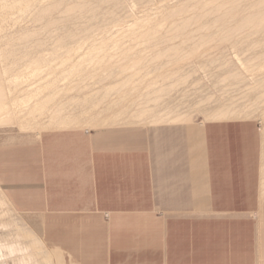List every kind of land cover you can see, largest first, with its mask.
Wrapping results in <instances>:
<instances>
[{"label":"crops","instance_id":"crops-1","mask_svg":"<svg viewBox=\"0 0 264 264\" xmlns=\"http://www.w3.org/2000/svg\"><path fill=\"white\" fill-rule=\"evenodd\" d=\"M251 121L0 130V191L63 264H260Z\"/></svg>","mask_w":264,"mask_h":264},{"label":"bare ground","instance_id":"bare-ground-1","mask_svg":"<svg viewBox=\"0 0 264 264\" xmlns=\"http://www.w3.org/2000/svg\"><path fill=\"white\" fill-rule=\"evenodd\" d=\"M37 1L35 3L40 2L39 4H41V2H42V4L44 6H42V5L41 6L44 7V9H42V7L39 5L42 9L39 11L40 12L39 13L38 10L40 9V7H38V5H37L38 8H36L35 10L38 9L37 12L39 13V15H38L39 20L36 16H34V19L36 17L39 22L47 21L48 23L45 22L44 26H47L46 23L48 24V26L53 25L54 23H57L56 21H54L55 19L53 20V18H52V21H50L52 14H54L53 12H55V10L58 11L57 9H59V8L62 9L59 6H63V4L65 5L66 1L62 0L61 4L60 3H58L57 5L53 4V5L57 6L58 8L54 7L50 3L52 0H45L46 2L50 1L49 2L50 6H48L49 3L46 4V2L43 0L42 1L39 0L38 2ZM94 1L95 0H79L78 4H75V5H72V4L67 5L66 4L67 7H65V9H64L65 11L61 10L62 12H64V14L59 13L60 15L59 14L58 15L61 17L63 15H66V17H67V15L72 16L73 13H76V12L78 15H80L82 12L85 13V10L89 9L88 6H90V4L93 3ZM139 1H141V0H139ZM238 1L240 2L241 0H238ZM244 1L245 2H247V1L252 2L250 0H244ZM43 2H45V4ZM215 2H217V1H215V0H213V2L208 1V3H211V4H216ZM221 2H223L224 4L223 5L219 4V0H218L217 9H216L217 13L219 11L220 12L222 11V7L224 5H227V4H231V5H229V9L226 10L227 11L226 13H224V14L222 13L221 15L218 14L220 16H218V17L216 16L217 18H215L214 20H217L219 22L220 21H226L227 23L230 21H236L237 22V18L239 17L238 19L241 20L242 24H239V26L238 25L234 26V27H237L236 29L235 28L233 29V27L230 29L228 28V30L230 32H232L233 35L231 34L230 37L226 36V41L230 42L231 40L232 41L236 40V41H234L235 43L232 41L231 42L233 44L231 42L230 43H231V46L233 47V49H238L239 43L240 42L244 43V40H246L245 42L249 45L247 47L245 46L246 47L245 51L247 53L248 52L250 53L249 58L245 62V59H243V58L241 59L240 58L241 56L239 57L238 56L239 53H238L235 60L233 58H231L230 60H228V59L223 60V58L227 56L225 54V51H226V49H225L224 53L222 52L223 54L219 53L221 56L218 54L219 55L218 56L219 61H217L218 57L216 56L217 59L215 58V60L217 62L213 61L214 62L213 63V62H211L212 56H208V55H210L208 53L207 57L210 58L209 60H211V61H208V62H211L210 64L208 62H206V63L200 62L197 64L192 63L191 65L188 64L190 68H189V70L187 69L186 73H183L182 76L180 74H178V72H177V71H182V70H178L179 68L176 71L170 72V73H167V71H168V69H167V71H165L166 73L163 72L166 75V77H165V75H163V73H162V75L164 77H161V75H160L161 78L165 79V80H162L163 84H160V85L158 84V82H156V80H154L155 82L152 80L153 81L152 82L149 79V76H147V75L151 76L153 73V77H155L154 75L156 74V72L158 70L157 67L155 66L156 67L155 69H157V70L153 71V72L150 71L149 69L154 67V62H157V60L160 56L159 53H155L156 56H155V54H153L154 56H151V58L154 61L150 58V60H152L150 62V60L148 58L150 56L145 58V60L148 59L151 64L153 62V66L151 64L147 63L149 65L147 67V71L149 70L150 73L145 75L147 73L146 72L144 74L145 78H147L149 80V82H148L147 79L144 80V78H143L144 75H142V77H141V73L136 71L138 69V67L140 66V62H141V66L139 67L140 71L142 68H144L142 66H144L143 62H145V61H143V62L141 61L142 60L141 56L138 57L139 59L141 57L140 60L138 58H136L137 55L133 56V47H132L133 45H130V46L128 45L129 46L128 47V46H125L126 44L124 42L118 43V42H120V37L118 39L119 41L111 43L110 46L106 42L104 44H93L92 46H89L88 48H86L87 44L83 45L81 42L76 43V45H72L73 43L72 44L69 43V45H67L68 44L67 42H66L67 44H65L63 46L58 44V46H56V49H57V47H59L58 50H60V48H61V50H62V48L67 49L65 53H64V50L61 51V53L63 52V56H61V57H60L61 53L59 54V53H56L54 51L55 50V42H54V46L51 45L52 46L51 50L53 52L51 50L50 51L52 53L50 51H49L50 53L46 51L47 55H48V53L50 54V55H48L47 58L49 59V56L52 58H54L53 56H56V57L59 56L60 59H63L62 61H59V59H58L59 62L57 60L52 59V58H51L52 60L49 61L50 59L48 60L46 57H44V55L46 56L44 49L42 50L43 52L39 51L40 54L38 53L39 55L44 54L43 56H41L42 58L40 57L42 59L41 61H40L39 57L37 58V56H36V60H29L30 57H27V54L30 52L29 50L32 49L31 52H34V50L36 48V53H37L38 49H41L42 46L45 47L44 45H46V44H44V45L40 44L42 42V41L40 42V40H39L40 43L38 41L37 42L39 43V45H42V46H38V44H36L37 46L35 44H32V45L26 44L29 38H33V37L35 38V36H34L35 34L32 32V30L30 31V34L28 32V33H25L23 35L24 32H27V30L24 31V29H23V31H22L23 33H21L22 36L18 37L19 42L26 40V42L24 41V43H25L24 46L23 45H16V44H7V43L4 46H1V43H3V40H2V42L0 43V46H1L0 47V128L1 127L14 126V128H17L21 131L42 132V131H47V130H71V129L89 130L91 128H97V127H114V126L115 127H117V126L118 127L119 126L120 127L121 126H126V127L127 126H129V127L143 126V127H146V126H150V125L154 126V125H160V124H165V123H185L183 121L191 120V118H189V116L193 115V114L189 113L188 111H182L181 112L179 110H180V107L185 106V103L189 101L190 94L193 91L190 88L189 89L191 91L189 89L186 90L187 88L184 89L185 88L184 86H186V84L190 81V78H192V76L199 75V73H203L205 75V77L207 76V79H209V81L215 80L218 76L216 74H214L213 70L216 69V67H218L217 65H220L223 63L222 60L226 61V63L224 65H222V69L224 70V73H225L224 75L228 74V76L230 77L231 82H229V83H233L234 85L239 84L240 86L242 85V86H244V88H247L251 92L256 91L258 88V85H255L254 82H249L248 80H249V76H257L258 74H261L264 72V52H263L264 49L262 48L263 51H260V52L258 51V48L260 46V45H258L259 41H260L259 39L257 41L258 43H256V41L253 40L250 36L249 37L246 36L247 38H241L240 40H237V38H236L237 36H235L234 34L239 33L240 31L244 32L245 30H243V28L246 25L252 24V26L254 27L253 24L256 25V24H260V23L264 22V1H262V0L258 1L257 0V1H255V3L252 2V4L247 3V6L250 5V8L246 7L247 9H243V10L241 8H239L241 6L240 5L241 3L239 4L240 5L239 6V5L234 4L235 2H231V0H222ZM245 2L243 4H246ZM94 3L91 6H94ZM203 3L207 4L206 0L205 1L203 0L202 4ZM211 4L208 7H210V6L212 7ZM35 5L32 6L30 0H0V13L2 12L1 13L2 16L0 15V26H2L1 24L6 20V18H8L7 16H6V18L4 17L5 14L3 15V13H6L4 11L9 12V15H10V13L11 12L13 13L15 9H17V10H19V9H30L31 7H35ZM184 5H186V6L181 5L180 8L188 7L187 3H185ZM175 6H177V5H175ZM177 7H175V9ZM189 7H190V5H189ZM226 8H228V6H226ZM90 9H91V7H90ZM176 11H178V10H175V12ZM184 11H182V9H181L180 12L183 13ZM216 11L214 10V12H216ZM89 12H92V11H89ZM175 12H173L171 10L168 11V15L166 14L167 19H165V21L166 20H171V21L174 20L176 18V16H178V14H176ZM180 12H177V13H180ZM186 12H188V11H186ZM92 13H94V12H92ZM242 13H244V14H242ZM37 14H34V15H37ZM182 15L184 16V13ZM182 15L179 17H182ZM10 16H12V15H10ZM80 16H82V15H80ZM13 17L15 18L14 15H13ZM13 17H10V19L11 18L13 19ZM113 17H114V15H111L109 18L112 19ZM54 18H56V16H54ZM66 19H68V18H66ZM183 19H184V17H183ZM210 19H208V20H210ZM59 20H63V18L59 19ZM59 20H57V21L59 22ZM69 20L72 21L74 19L72 17L70 19V17H69ZM69 20H67V21H69ZM14 21H16V20H14ZM64 21H66V20L64 19ZM187 21H189V20H187ZM11 22H9L8 24H10ZM66 22L62 23L63 25L60 24L61 22L59 23V25H62L61 28H65L67 26L69 27L71 25V23H69L70 25L66 26V24H67ZM4 23L6 24V22H4ZM15 23L16 22H14V24ZM186 23H188V22H186ZM191 23H192V21H191ZM212 23H213V20H212ZM222 23H224V22H222ZM64 24H65V27H64ZM76 24H80V23H76ZM76 24H73V25L75 26ZM144 24L149 25V21L146 20V22H144ZM4 26H2V27H4ZM48 26H47V28H49ZM113 26L115 28L116 27L119 28V26H121V27L123 26V23L119 22V23L114 24ZM70 27H69V29H71V31H69V32L71 34H69V36L67 35L65 37V35L67 33H66V31L64 32L65 35L63 37H65L66 39L68 37L73 38V37L78 35V34L72 32V28H73V31H76L77 29L74 30V27H72V28H70ZM150 27L151 28H149V26H148V29H145V30H148V32H150L151 36L149 35V37H147L145 35V37L150 42L153 40V38L154 39L157 37L160 38L163 35L162 33L164 31H163L162 26H159V27L150 26ZM67 28H65V29H67ZM226 28L227 27L223 28V30L224 31L227 30ZM248 28H250V26ZM255 28H254V30L256 31ZM1 29L2 28H0V30ZM120 29L121 28H119V30ZM171 29H169V32H172V34L173 33H177V34L182 33L183 34L186 32V29L180 28V26L178 28H176V26H175L174 29H172V30ZM6 30H5V32H6ZM132 30H134V28H132ZM135 30L138 31V30H142V29L135 28ZM250 30H251V28H250ZM262 30H264V29H262ZM1 31H4V29H2ZM1 31H0V33H1ZM8 31H10V30H8ZM36 31H35V33L40 32V31H37V32ZM196 31H200V29L196 30ZM209 31H210V29H209ZM220 31H221V29H220ZM257 31H260V29ZM67 32H68V30H67ZM76 32L78 33V31H76ZM129 32H132V31L129 30ZM142 32H145V31H142ZM142 32L138 31L137 34L140 35L139 33H142ZM169 32L167 31V33H169ZM211 32H213V31H211ZM218 32H219V29H218ZM221 32H223V31H221ZM243 32H241V33H243ZM248 32L249 31H247V33ZM254 32H253V34H254ZM135 33H136V31H135ZM197 33H199V32H197ZM206 33L209 34V32H206ZM6 34L7 33H5V35ZM16 34L21 35L19 33H16ZM38 34H41V32L37 33V35H36L39 37ZM99 34H100V32H99ZM226 34H228V33H226ZM101 35H102V33H101ZM138 35L135 34V37H133V39H135L136 36H137V38L142 37V36L140 37ZM217 35H219V33ZM217 35L215 33L214 35H210L209 37L212 36V38H213V36H217ZM2 36H4V35H2ZM7 36L8 35H6V37ZM10 36L13 38V40H15V38L13 37L14 34H13V36L12 35H10ZM10 36H8V37H10ZM105 37H106V35H104V38ZM166 37H169V36H166ZM170 37L172 38L173 36L170 35ZM179 37H180V35H179ZM202 37H204L203 34H202ZM202 37H200V38L202 39ZM221 37H222V35H221ZM40 38H41V35H40L39 39ZM71 38H69V39H71ZM122 38L127 40V37H121V39ZM128 38L132 39V36H130V37L128 36ZM149 38L150 39L152 38V40H150ZM159 38H157V39H159ZM205 38H206V36L204 37L203 41L204 42L208 41V40H205ZM216 38L215 39L213 38V39L216 40V42H217L218 39H216ZM147 39H145V40H147ZM162 39L163 38H161V40ZM222 39H223V37L220 40H222ZM5 40H7V39H5ZM57 40H59V42H62V44H63V42L68 41V40L63 41V39L62 40L57 39ZM57 40H56V42H57ZM74 40H72V41H74ZM137 40L135 39L133 41L136 42ZM145 40H144V43H145ZM15 41H18V40L16 39ZM15 41H14V43H15ZM140 41H141V39H140ZM149 41H148V43H149ZM10 42H12V41L10 40ZM132 43L134 44V42H132ZM139 43L140 44H136V45L134 44V47L136 48V50H137V47H139V46L141 47L142 45H144V44H141V42H139ZM211 43L214 44L215 41L211 42ZM151 44H149V48H150ZM156 44H154V45L152 44V46L155 48ZM182 44H185V42L184 43L182 42ZM187 44L186 45H181V44L178 45L177 44L178 46L177 45L175 46L172 44V46H169L170 45V43H169L168 47L175 49L174 47L184 48V46H185V48L190 47V49H191V47H194V48L197 47L198 49H200V48L202 49L206 46V49H208L209 47L216 49V47L215 46L213 47L212 44L211 45L210 44L209 45H199V43H198V45L197 44L196 45H190V44L187 45ZM159 45L160 44L157 45V47H156L157 49H158ZM165 45H163V47ZM224 45L225 44H223V46ZM240 46H242V45H240ZM144 47L146 48V46H144ZM147 47H148V45H147ZM161 47H162V44H161ZM219 47H217V49ZM21 48H23L24 49L23 51L27 54L24 55L25 53L24 54L22 53V56H20L21 60H19L20 57L18 56L19 57V59H18V57L16 55L18 54V52H20ZM85 48L90 49V51L84 52ZM145 48H142V49L144 50ZM161 49H164V48H161ZM219 49H221V48H219ZM227 49H228V46H227ZM112 50L114 52H117V54H121L123 52L132 53V55H127V58H128V56L129 57L130 56H133V57L136 56L135 58L138 60L136 61V59H132L133 57H130V59H132L131 61H133V62L129 61L130 64L128 62L126 63L127 65L125 64L127 67L122 66L120 68L116 65L118 63H115V61L116 62L117 61L118 62L119 61L126 62V61H128L129 58L127 59L125 57L126 55L123 54L122 57L123 58L125 57L126 61L125 60L123 61L122 57L119 58V55L117 58L118 60H116V57H114V55L116 53H113V52H112V54H114V55L111 58V57H109V51H112ZM143 50L141 51L142 54H144ZM165 50L167 52L168 49L166 48V49H164V51ZM210 50H211V48H209V51ZM164 51H163V53H164ZM169 51H170V49H169ZM182 51H184V53H186L185 50H182ZM188 51H189V49H188ZM215 51H217V50H215ZM31 52H30V54H33ZM54 52H55V55H53ZM83 52L85 53V55L89 56L88 59L84 58V56H83L82 59L78 60L77 55L80 56ZM152 52H154V51H152ZM172 52H174V51L172 50ZM172 52L171 53L169 52L171 56L168 55L167 53L161 54L162 58H164V59L170 57V60L168 59L169 61L166 59L163 60L165 62L160 61L161 57L159 58V61L164 66L162 68L163 70L166 68H169V67H173L172 70H174V68H177L179 65L182 64L181 62H183V61L185 62L189 58V57L187 58L188 55L190 57H192L191 54L192 55L195 54V52L191 51L192 52L191 53L189 51L188 53H186L187 55H184L185 57L183 55H182L183 58L180 57L181 60H178L175 57L177 60L175 59V61H173V59H172V61H171V58L173 55ZM202 52H204V51L202 50ZM261 52H263V53H261ZM6 53H8V55H10V56H12L14 54V56L17 57V60H19V61L15 62V65L13 66V62L10 61L11 63H9V61H8V60H11L12 58L9 59L10 56L6 57V55H5ZM41 53H43V54H41ZM84 53H83V55H84ZM174 53H176V52H174ZM67 54L69 56H66ZM102 54L104 56L100 57V55H102ZM105 54H106V56H105ZM202 54L205 55V53H202ZM18 55H21V53H19ZM75 55H76L77 59L74 58ZM144 55H146V53ZM199 55H200V53H199ZM23 56H24V58H23ZM195 56H196V54H195ZM15 57H13V59H12L13 61H14ZM92 57L96 58V60H93ZM153 57H155V59ZM73 58L75 59L74 62H73V60H74ZM203 58H204V56H203ZM205 58H206V55H205ZM208 58H206V59L208 60ZM24 59H28L29 60V61L27 60L28 63L27 62L25 63ZM32 59H34V58H32ZM37 59H39V61ZM22 60L24 61L21 64L22 68L16 67L17 71L14 70L16 64H19ZM76 60H78V61H76ZM48 61H49V63H48ZM189 61H191V60H189ZM201 61H203V60H201ZM86 62H88V63H86ZM158 62L155 63V65L158 64ZM187 62H188V60H187ZM56 63H58V65L60 66L61 69L64 68L66 70H69L67 72L65 71V74H62L63 77H61V78H59L58 76L55 77V75H53V71L51 72V70H52L51 68H53V69L55 67L59 68L58 65L53 67V65H56ZM85 63H86V65L93 67V68L92 67L91 68L86 67V69H85L86 71L90 70V69H91V71H92V69L96 71L95 74H93L95 72L94 71V72H92L91 76H90V74H87L89 76L85 77V80H86V78L90 79L92 77L93 83L90 80H88L87 82H84L85 80H83L84 79L83 78L82 80L80 79V81H83V82H81L82 84L79 83L80 85L78 86L77 84H78L79 78L82 75L80 73H77V72L79 71V68H81L83 66V64H84V66H86ZM119 63H121V62H119ZM7 64H9V67L6 66ZM160 64H158V66ZM10 65L13 69L10 67ZM93 65H96V66H93ZM121 65H122V63L120 64V66ZM188 65H187V67L184 66L185 69L188 68ZM108 66H109V68H108ZM46 67H50L51 70L50 69L49 70L52 74L49 75L50 72H49V70H48L49 73L47 72ZM44 68L46 71L44 70ZM180 68H182V67L180 66ZM114 69L118 70V74H117L118 77L115 81L110 82L109 81L110 75L113 74L112 71ZM55 70H56V68H55ZM12 71H16V72L13 73ZM81 71L83 73L85 72L83 68L79 72H81ZM159 71H161V69ZM159 71H158V73H161ZM45 72L48 73L49 77L44 79L43 74ZM111 72H112V74H111ZM56 73H57V71H56ZM85 74H86V72L84 73L83 76H85ZM59 75L61 76V74H59ZM178 75H180V76L178 77ZM209 75H211L213 79H211L209 77ZM157 79H159V77ZM35 80H36V82H35ZM150 81H151V83H150ZM164 81L168 82V84H166V82H164ZM200 81H202L201 77L198 78L199 83H200ZM145 82H147V84L148 83L149 84L145 85L143 87ZM83 83H86V85ZM190 83H192V82H190ZM93 84L94 85L102 84L103 86H105V88L100 86L99 88L94 90L92 88ZM220 86H222V85H220ZM245 91H247V90L245 89ZM245 91H242V92H245ZM213 92H219V91L216 88L213 90ZM80 93H82V94H80ZM247 93L249 94L248 91H247ZM252 95L254 96L252 101L250 100L247 104L243 105L242 107H236V105H234L233 103H230V102L228 103V101H226L224 96L220 97L217 94H207L205 97L201 98V101H199V103H197V102L194 103L195 104L194 108H195V110L203 113L204 122H206V123L207 122H216V121L217 122L218 121H235V120H240V119L246 120V119H251L254 116H260V117L264 118V88H262V90L260 92L259 91L253 92ZM59 97L66 99L67 104L66 105H60V98ZM173 101H174V103L171 104V102H173ZM233 119H235V120H233ZM188 123L189 122H186V124H188ZM263 145H264V137H263ZM262 173H263V177H262V187L261 188H262V193L264 194V151H263V172ZM28 233L33 238L35 245H37L36 247H38V249L40 251H42L43 253H46V255H44V257H45V261L47 262V264H48V260H49V262H51L50 261V259H52L51 252L48 249H46L35 238V236L29 230H28ZM4 257L5 256L3 254L2 255L0 254V260H2ZM48 258H50V259H48ZM46 259H48V260H46Z\"/></svg>","mask_w":264,"mask_h":264},{"label":"rangeland","instance_id":"rangeland-1","mask_svg":"<svg viewBox=\"0 0 264 264\" xmlns=\"http://www.w3.org/2000/svg\"><path fill=\"white\" fill-rule=\"evenodd\" d=\"M31 1V5L33 6V5H35V7H31L30 9H19V10H17V9H15L14 10V12L12 13H10V15H12V16H10L9 15V12H7V11H4V12H6V13H3V15L5 14V18H6V16L8 17V18H6V20L4 21V22H6V24L3 22L1 25L2 26H6L9 22H11L10 24H8L6 27L8 28H6L5 26L4 27H2V26H0V28H2V29H4V31H1V33H0V43L2 42V40H3V43H1V46H4L6 43L7 44H16V45H25V43H24V41L26 42V40H24V41H21V42H19V39H18V37H20V36H22V34L21 33H23L22 31H23V29H24V31H26L27 30V32H24L23 33V35L25 34V33H28L29 32V34H30V31L32 30V32L35 34L34 36H35V38L33 37V38H29L28 39V41H27V45H32V44H38V46H42V45H44V44H46V45H44L45 47H41V49H38L37 51V53H36V48H35V50H34V52H31V50H29L31 53H33V54H30V52L27 54V53H25L23 50V48H21L20 49V52H18V54L19 53H21V55H16L17 57L19 56H22V53L24 54V55H26L27 54V57H30L29 58V60H36V56H37V58L39 57V59H40V61L42 60L41 58V56H43L44 54L43 53H41V54H43V55H39L40 53H39V51L40 52H43L42 50L44 49V52H45V54L47 53V52H49L51 49H52V46H54V42H55V52L56 53H61V51H63L64 50V53L66 52V50L67 49H63L62 48V50H61V48H60V50H58V48L59 47H57V49H56V46H58V44L59 45H61V46H63V45H65V44H67V45H69V43L70 44H72V45H76V43H82L83 45H86L87 47L86 48H88L89 46H92L93 44H104L105 42L110 46L111 45V43H113V42H117V41H119L118 39H119V37H120V42H118V43H125L126 45L125 46H130V45H133L132 47H133V56L134 55H137V57L136 58H138L139 56H141L142 57V62L143 61H145V62H143L142 64L144 65V66H142V67H144V68H142L141 69V71H140V69H139V67L141 66V62H140V66L138 67V69L136 70V71H138L139 73H141V77H142V75H144L146 72V74L145 75H147V74H149L150 73V71H156L157 69V72H156V74L154 75L155 77H153V73H152V77L150 76V75H147V76H149V79L152 81H154V80H156V82H158V84L160 85V84H163L162 83V80H165V79H163V78H161V77H164L163 75H165L164 73H166L165 71H167V69H168V71H167V73H170V72H174V71H176L178 68V70H182V71H177L178 72V74H180L181 76H182V74L183 73H186V71H187V69L189 70V65L188 64H192V63H195V64H197V63H202V62H204V63H206V62H208V61H211V62H217V61H219V53H221V54H223L224 53V51H225V49H226V51H225V54L227 55L226 57H224L223 58V60H230L231 58H233L234 60H235V58L237 57V55H238V53H239V57L242 59H245V62H246V60L249 58V55H250V53L248 52H246L245 50H246V47L249 45V44H247L245 41L246 40H244V43L243 42H240L239 43V46H238V49H233V47L231 46V43L232 42H234V41H236V40H231L230 42H228V41H226V36L227 37H230L231 36V34H232V32H230L229 30H228V28L230 29V28H232L233 27V29L235 28H237V27H234V26H239V24H242L241 23V20L240 19H238L237 18V22L236 21H230V22H226V21H217V20H214L215 18H217L218 16H220L222 13L224 14V13H226L227 11L226 10H228L229 9V5H231V4H227V5H224L223 7H222V11L220 12L219 10V12L217 13V11H216V9H217V4H218V0H215V1H217V2H215L216 4H211V3H208V1H211V2H213V0H206V2H207V4H202V2H203V0L201 1V0H141V1H139V0H95L93 3H94V6H91V5H93V3H91L90 4V6H88V8L89 9H86L85 10V13L84 12H80L81 14L80 15H82V16H80V15H78L77 14V12L76 13H73V15L72 16H69V15H67V17H66V15H63L62 17L61 16H59L60 14H64V12H62V11H65L64 9H65V7H67V5L68 4H72V5H75V4H78V2H79V0H65L66 1V3H65V5L63 4V6H59V7H61L62 9H57L58 11H56L55 10V12L57 13H55V12H53L54 14H52V17H51V19H50V21H52V18H53V20L54 21H56L57 23H54L53 25H50V26H48V22L47 21H45V22H47L46 23V25L49 27V28H47V26H44L45 25V22L43 21H41V22H39L38 20H39V18H38V15H39V11L40 10H42V9H44V7H42V6H44L43 4H42V2H41V4H39V3H35L37 0H30ZM39 1V0H38ZM37 1V2H38ZM42 1V0H41ZM43 1H45V0H43ZM55 1V2H54ZM61 1L62 0H52L51 2L50 1H48V2H46V4L47 3H51L52 5L53 4H55V5H57L58 3H60L61 4ZM205 1V0H204ZM222 0H219V4H224L223 2H221ZM244 0H241L240 2L238 1V0H231V2H235L234 4H236V5H239L240 3V7L239 8H241L242 10L243 9H247V8H250V5H248L247 6V3L248 4H252V2H254L255 3V1H257V0H250V1H252V2H249V1H247V2H245L246 4H243L244 2H243ZM259 1V0H258ZM261 1V0H260ZM262 1H264V0H262ZM45 2H43L44 4H45ZM54 2V3H53ZM57 2V3H56ZM113 2V3H112ZM19 3V2H18ZM50 3L48 4V6H50ZM185 3H187V5H188V7H182V8H180V6L182 5V6H186V5H184ZM67 4V5H66ZM179 4V5H178ZM212 5V7L210 6V7H208L209 5ZM37 5H38V7H40L41 5V7H42V9H41V7H40V9L38 10V12H37V10H35L36 8H38L37 7ZM40 5V6H39ZM55 5H53L54 7H57V6H55ZM175 5H177V6H175ZM189 5H190V7H189ZM47 6V5H46ZM45 6V7H46ZM47 6V7H48ZM206 6V7H205ZM226 6H228V8H226ZM90 7H91V9H90ZM93 7V8H92ZM175 7H177L176 9H175ZM216 7V8H215ZM247 7V8H246ZM58 8V7H57ZM187 8V9H186ZM215 8V9H214ZM226 8V9H225ZM173 9V10H172ZM181 9H182V11H184L185 9V11L183 12L184 13V16L182 15L183 13L182 12H180L181 11ZM225 11H224V10ZM62 10V11H61ZM94 10V11H93ZM173 11V12H175V10H178V11H176L175 13L176 14H178V16H176V18L174 19V20H166L165 21V19H167V15H168V11ZM214 10L216 11V12H214ZM36 11V12H35ZM89 11H92V12H94V13H92V12H89ZM186 11H188V12H186ZM224 11V12H223ZM35 12V13H34ZM177 12H180V13H177ZM2 13V12H1ZM0 13V15L2 16V14ZM38 13V14H37ZM60 13V14H59ZM84 13V14H83ZM187 13V14H186ZM34 14H37V15H34ZM56 14V15H55ZM59 14V15H58ZM77 16H75V15ZM167 14V15H166ZM180 14V15H179ZM218 14H220V15H218ZM242 14H244V13H242ZM247 14V13H246ZM9 15V16H8ZM13 15L15 16V18L13 17ZM111 15H114V17L112 18V19H110L109 17L111 16ZM165 15V16H164ZM182 15V17H179V16H181ZM186 15V16H185ZM34 16H36L37 18H38V20H37V18L35 17V19L38 21H36L35 19H34ZM54 16H56V18H54ZM59 18H58V17ZM74 16V17H73ZM215 16V17H214ZM217 16V17H216ZM10 17H13V19L14 20H16V21H14L12 18L10 19ZM61 17V18H60ZM69 17H70V19H71V17L74 19V20H69ZM165 17V18H164ZM183 17H184V19H183ZM206 17V18H205ZM213 17V18H212ZM63 18V20H59V19H62ZM66 18H68V19H66ZM189 18V19H188ZM211 18V19H210ZM10 21H9V20ZM59 20V22L57 21V20ZM64 19L67 21V20H69V21H64ZM189 20V21H187V20ZM191 19V20H190ZM205 19V20H204ZM208 19H210V20H208ZM146 20H148L149 21V25H145L144 24V22H146ZM212 20H213V23H212ZM9 21V22H8ZM53 21V22H54ZM63 21V22H62ZM191 21H192V23H191ZM195 21V22H194ZM8 22V23H7ZM14 22H16L15 24H14ZM61 22V23H60ZM67 23L66 24V26L67 25H70L69 23H71V27L70 28H72V27H74V30H76V31H78V33L76 32V31H73V28H72V32H74V33H76V34H78L77 36H75V37H73V38H71V37H68L67 39L65 38L67 35L69 36V34H71L69 31H71V29H69V27L67 28V27H65V24H64V27L65 28H67V29H65V28H61L62 27V23ZM80 23V24H76V23ZM119 22H122L123 23V26L121 27V26H119V28H121L120 30H119V28L118 27H114L113 25L114 24H116V23H119ZM184 22V23H183ZM186 22H188V23H186ZM215 22V23H214ZM222 22H224V23H222ZM232 22V23H231ZM59 23L60 24H62V25H59ZM73 24H76L75 26L73 25ZM157 26V27H159V26H162V28H163V31L165 32H163L162 34V36L159 38V37H157V38H159V39H157V38H153V40H152V38L150 39V40H152L151 42L145 37V35L147 36V37H149V35H150V32H148V30H145V29H148V26H149V28H151L150 26H153V27H156L155 25ZM254 25V27L252 26V24H250V25H246V26H244V28H243V30H247V31H249L248 33H247V31L245 32H243V31H240L239 33H235L234 35L235 36H237L236 38H237V40H240L241 38H247V37H251L253 40H255L256 41V43H258L257 41H258V39L261 41H259V44L258 45H260L259 46V48H258V51L260 52V51H263V49H264V30H262V29H264V22L263 23H260V24H253ZM175 26H176V28H178L179 26H180V28H184V29H186V32L185 33H181V34H177V33H173L172 34V32H169V29H174L175 28ZM184 26V27H183ZM229 26V27H228ZM250 26V28H251V30H250V28H248ZM225 27H227L226 29L227 30H223V28H225ZM256 27V28H255ZM7 30H6V29ZM114 28V29H113ZM132 28H134V30H132ZM135 28H137V29H142V30H138L139 32H142V31H145V32H142V33H139L140 35H138L137 34V30H135ZM169 28V29H168ZM219 29V32H218V29ZM254 28L256 29V31L254 30ZM12 29V30H11ZM40 31L41 32V34H38L39 35V37H40V35H41V38L39 39V37L38 36H36L37 35V33H40V32H37V33H35V31ZM171 29V30H172ZM200 29V31H196V30H199ZM208 29V30H207ZM209 29H210V31H209ZM214 29V30H213ZM220 29H221V31H223V32H221L220 31ZM249 29V30H248ZM260 29V31L262 32H260V31H257V30H259ZM5 30H6V32H5ZM8 30H10V31H8ZM29 30V31H28ZM67 30H68V32H67ZM129 30L130 31H132V32H129ZM217 30V31H216ZM232 30V29H231ZM255 32H254V31ZM66 31V35H65V32ZM135 31H136V33H135ZM167 31L169 32V33H167ZM211 31H213V32H211ZM7 33L6 35H8V36H10V35H12L13 36V34H14V38H15V40L17 39L18 41H15V40H13V38L10 36V37H6V35H5V33ZM99 32H100V34H99ZM148 32V33H147ZM197 32H199V33H197ZM206 32H209V34H207ZM241 32H243V33H241ZM253 32H254V34H253ZM16 33H19V34H21V35H17ZM43 33V34H42ZM101 33H102V35H101ZM167 33V34H166ZM201 33V34H200ZM216 33V35L219 33V35H217V36H213V38L215 39L216 37V39H218L217 40V42H216V40H214L213 38H212V36L211 37H209L210 35H214ZM226 33H228V34H226ZM258 35H256V34ZM16 34V35H15ZM32 34V33H31ZM135 34L136 35H138V36H142L141 38H137V36H136V42L135 41H133V40H135V39H133V37H135ZM166 34V35H165ZM202 34H203V36L205 37L206 36V38H205V40H208V41H203L204 40V37H202ZM205 34V35H204ZM207 34V35H206ZM226 34V35H225ZM2 35H4V36H2ZM43 35V36H42ZM65 35V37H63ZM104 35H106V37L104 38ZM134 35V36H133ZM170 35H172L173 37L171 38L170 37ZM175 35V36H174ZM177 35V36H176ZM179 35H180V37H179ZM200 35V36H199ZM221 35H222V37H223V39L222 40H220L222 37H221ZM233 35V34H232ZM128 36L130 37V36H132V39H130V38H128ZM151 36V35H150ZM166 36H169V37H166ZM183 36V37H182ZM199 36V37H198ZM247 36V37H246ZM5 37V38H4ZM118 37V38H117ZM121 37H127V40L126 39H124V38H122L121 39ZM192 37V38H191ZM200 37H202V39L200 38ZM12 41V42H10V40ZM37 38V39H36ZM69 38H71V39H69ZM117 38V39H116ZM147 39L148 41H149V43H148V41L147 40H145V39ZM161 38H163L162 40H161ZM169 38V39H168ZM182 40H181V39ZM184 38V39H183ZM187 38V39H186ZM196 38V39H195ZM211 38V39H210ZM5 39H7V40H5ZM43 39V40H42ZM57 39H63V41L64 40H68V41H65V42H63V44H62V42H59V40H57ZM75 39V40H74ZM140 39H141V41H140ZM168 39V40H167ZM193 39V40H192ZM210 39V40H209ZM39 40H40V42H39ZM56 40H57V42H56ZM72 40H74V41H72ZM112 40V41H111ZM115 40V41H114ZM122 40V41H121ZM129 40V41H128ZM144 40H145V43H144ZM160 40V41H159ZM224 40V41H223ZM243 40V39H242ZM241 40V41H242ZM14 41H15V43H14ZM40 44H42V45H39V43ZM134 42V44L136 45V44H140L139 42H141V44H144V45H142L141 47L142 48H145L144 46H146V48L143 50L140 46L139 47H137V50H136V48L134 47V44L132 43V42ZM168 41V42H167ZM215 41V43L213 44V43H211V42H214ZM44 42V43H43ZM53 42V43H52ZM67 42V43H66ZM143 42V43H142ZM157 44H156V43ZM167 42V43H166ZM182 42L184 43L185 42V44H182ZM197 42V43H196ZM202 42V43H201ZM204 42V43H203ZM223 42V43H222ZM57 43V44H56ZM131 43V44H130ZM154 45V44H156L155 46L157 47V45L158 44H160L159 46H158V49L155 47H153L152 46V44ZM169 43H170V45H169ZM190 44V45H198V43H199V45H213V47L215 46L216 47V49H213L212 47H209V48H211V50L209 51V48L208 49H206V46L204 47V48H200V49H198L197 47H191V49H190V47H186L185 48V46H184V48H182V47H180V48H177V47H174L175 49H173V48H169L168 47V45L169 46H172V44L173 45H186V44ZM235 43V42H234ZM148 45V47H147V45ZM149 44H151V46H150V48H149ZM161 44H162V47H161ZM166 44V45H165ZM187 44V45H188ZM222 46H221V45ZM223 44H225L224 46H223ZM233 44V43H232ZM34 45V46H35ZM52 45V46H51ZM163 45H165L164 47H163ZM177 45V46H178ZM220 47H219V46ZM240 45H242V46H240ZM0 46V47H1ZM37 46V45H36ZM128 46V47H129ZM227 46H228V49H227ZM246 46V47H245ZM153 47V48H152ZM168 49L167 50V52H166V50L164 51V49H166V48ZM217 47H219V48H221V49H217ZM230 47V48H229ZM244 47V48H243ZM40 48V47H39ZM46 48V49H45ZM54 48V47H53ZM84 49V52H88V51H90V49ZM135 48V49H134ZM140 48V49H139ZM160 48V49H159ZM161 48H164V49H161ZM263 48V49H262ZM127 49V48H126ZM125 49V50H126ZM155 49V50H154ZM158 51H157V50ZM169 49H170V51H169ZM188 49H189V51L191 52V51H193V52H195V54H196V56H195V54H191V56L192 57H190L189 55L187 56V60H188V62H187V60L184 62H181L182 64L181 65H179L177 68H174V70H172L173 69V67H169V68H166V69H162L164 66L162 65V63L160 62V61H163V60H170V57H168V58H162V55L161 54H165V53H167L168 55H170V53L172 52V50L174 51V52H176V53H174V52H172V58H171V61H172V59H173V61H175V59L177 58L178 60H181V58H183L182 57V55L184 56V55H187L186 53H188L189 51H188ZM197 49V50H196ZM241 49V50H240ZM58 50V51H57ZM107 50V49H106ZM129 50V49H128ZM135 50V51H134ZM144 51V54L146 53V55H144V54H142L141 53V51ZM182 50H185V52L186 53H184V51H182ZM201 50V51H200ZM202 50L204 51V52H202ZM206 50V51H205ZM215 50H217V51H215ZM22 51V52H21ZM26 51V50H25ZM47 51V52H46ZM52 51V50H51ZM50 51V52H51ZM127 51V50H126ZM152 51H154V52H152ZM156 51V52H155ZM163 51H164V53H163ZM214 51V52H213ZM49 52V53H50ZM53 52V51H52ZM51 52V53H52ZM55 52H54V54L53 55H55ZM83 52V53H84ZM112 52L113 53H116L117 54V52H114L113 50L112 51H109V57H113V55L114 54H112ZM139 52V53H138ZM149 54H148V53ZM170 52V53H169ZM197 52V53H196ZM216 52V53H215ZM223 52V53H222ZM233 52V53H232ZM237 52V53H236ZM264 52V51H263ZM263 52H261V53H263ZM39 53V54H38ZM48 53V55H50ZM68 53V52H67ZM83 53L80 55V56H78L77 55V57H78V60L79 59H82V57L84 56V58H86V59H88V55H85V53H84V55H83ZM127 53V52H126ZM125 52H123V53H121V54H115L114 55V57H116V60H118L117 58H118V55H119V58L120 57H122V55L124 54V55H126L125 57L127 58V55H132V53H127L126 54ZM155 53H159V58H160V61H159V58H158V60H157V62H158V64H160L159 66H158V64H156L155 65V63H157V62H154V67L153 68H151V69H149L148 71H147V67L149 66L148 64H151L150 62L153 60L152 58H151V56H154L153 54H155ZM179 53V54H178ZM192 53V52H191ZM199 53H200V55H199ZM202 53H205V55H206V58H208L207 57V54L209 53L210 55H208V56H212L211 58V60H209L210 58H208V60L205 58V55L204 54H202ZM58 54V55H59ZM190 54V53H189ZM216 54V55H215ZM219 54V55H218ZM6 55V57H9L10 55H8V53H6L5 54ZM4 55V56H5ZM8 55V56H7ZM12 55V54H11ZM29 55V56H28ZM35 55V56H34ZM48 55L46 54V56L44 55V57H48ZM52 55V54H51ZM52 55V56H53ZM57 55V54H56ZM65 55V54H64ZM108 55V54H107ZM61 56H63V52L61 53V55H60V57ZM66 56H69L68 54L66 55ZM65 56V57H66ZM87 56V57H86ZM94 56V55H93ZM102 56H104L103 54L102 55H100V57H102ZM105 56H106V54H105ZM133 56H130V57H133ZM148 56H150V57H148ZM155 56H156V54H155ZM171 56V55H170ZM203 56H204V58H203ZM218 57V59H217V57ZM221 56V55H220ZM13 57H15L14 56V54L12 55V56H10L9 57V59H13ZM17 57H15L14 58V61L11 59V60H8L9 61V63H11L10 61H12L13 62V66L15 65V62H18L19 60H21V57H20V59H19V57H18V59L19 60H17ZM41 57V58H40ZM54 58H52V57H50L49 56V61H51L52 59H54V60H57L58 61V59H59V61H62L63 59H60V57L58 56V57H56V56H53ZM64 57V58H65ZM77 57H76V55H75V57L74 58H76L77 59ZM95 57V56H94ZM123 58V61L126 59V58ZM130 57L128 56V61H126V62H122V61H119V62H121L122 63V65L120 66V64L121 63H119L118 61L116 62L115 60V63H118V64H116L118 67H124V66H126L127 64V62L129 63V61H131L132 59H136L135 57H133L132 59H130ZM141 57H140V59H141ZM149 58V60H150V58L152 59V60H150V62H149V60L148 59H146L145 60V58ZM174 57V58H173ZM176 57V58H175ZM179 57V58H178ZM181 57V58H180ZM185 57V56H184ZM23 58H24V56H23ZM22 58V59H23ZM32 58H34V59H32ZM45 58V59H46ZM52 58V59H51ZM73 58V59H74ZM91 58V57H90ZM89 58V59H90ZM93 58V57H92ZM121 58V59H122ZM144 58V59H143ZM154 59H155V57H153ZM194 60H193V59ZM202 58V59H201ZM215 58L217 59V61L215 60ZM260 58V57H259ZM39 59H37L38 61H39ZM44 59V60H45ZM139 59V58H138ZM138 59H136V61L138 60ZM139 59V60H140ZM176 59V60H177ZM206 59V60H205ZM214 59V60H213ZM261 59V58H260ZM16 60V61H15ZM25 60V63L27 62L28 63V59H24ZM28 60V61H27ZM78 60H76V61H78ZM93 60H96V58H93ZM168 60V61H169ZM189 60H191V61H189ZM201 60H203V61H201ZM222 60V64H220V65H217L218 67H216V69H214L213 70V72H214V74H216L218 77L215 79V80H210L209 81V79H207V76L205 77V75L203 74V73H199V75H194V76H192V78H190V81L186 84V86H184L183 88L184 89H186V90H188L189 88L193 91L191 94H190V97H189V101L188 102H186L185 103V106H182V107H180V110L179 111H188L189 113H192L193 115H190L189 116V118H191V120H189V121H183V122H189V123H192V122H195V124H198V122H204V117H203V113H201L200 111H197V110H195V102H197V103H199V101H201V98H203V97H205L207 94H217L218 96H220V97H225V99H226V101H228V103L230 102V103H233L234 105H236V107H242L243 105H245V104H247L250 100L252 101L253 100V98H254V96L252 95V93L253 92H256V91H261L262 90V88H264V72L263 73H261V74H258L257 76H249V82H254V84L255 85H258V88H257V90L256 91H250V90H248L247 88H244V86H240L239 84L238 85H234L233 83H229V82H231V79H230V77L228 76V74H226V75H224L225 73H224V70L222 69V65H224L225 63H226V61H223ZM49 61H48V63H49ZM58 61V62H59ZM75 61V59L73 60V62ZM154 61V60H153ZM156 61V60H155ZM170 61V62H171ZM196 61V62H195ZM22 62H24L23 60L19 63V64H16V66H15V68H14V70H16V67H18V68H20L22 65ZM72 62V63H73ZM131 62H133V61H131ZM163 62H165V61H163ZM211 62H208L209 64L211 63ZM213 62V63H214ZM71 63V64H72ZM86 63H88V62H86ZM86 63H85V65H86ZM124 63V64H123ZM148 63V64H147ZM126 64V65H125ZM130 64V63H129ZM128 64V65H129ZM146 64V65H145ZM184 64V65H183ZM186 64V65H185ZM19 65V66H18ZM58 65V63H56V65H53V67H55V66H57ZM97 65V64H96ZM96 65H93V66H96ZM152 66H153V62H152V64H151ZM187 65H188V68H186L185 69V67H187ZM7 67H9V64H7L6 65ZM59 66V65H58ZM151 66V67H152ZM157 67V69H155L156 67ZM180 66L182 67V68H180ZM185 66V67H184ZM10 67H11V65H10ZM85 67V68H84ZM86 67L87 68H91L92 66H88V65H86V66H84V64H83V66L81 67V68H79V71L80 70H82V68L84 69V71L86 72V74H85V76H83L84 75V73L81 71V72H77V73H80L82 76H80V78H79V81H78V86L80 85V84H82L81 82H83V81H80V79L82 80L83 78V80H85V77H88L89 75H87V74H90V76L92 75V72H94L95 70H93L92 69V71H91V69L90 70H85L86 69ZM127 67V66H126ZM161 67V68H160ZM12 68V67H11ZM22 68V67H21ZM48 68V69H47ZM55 68H56V70H55ZM54 69L53 68H51L50 69V67H46V70H47V72H48V70L50 69L51 70V72L53 71V75H55V77L56 76H58L59 78H61V77H63V75L62 74H65V71L67 72V71H69V70H66V69H61L60 68V66H59V68L58 67H55ZM93 68V67H92ZM97 68V67H96ZM108 68H109V66H108ZM111 68V67H110ZM13 69V68H12ZM68 69V68H67ZM155 69V70H154ZM161 69V71H159ZM44 70H45V68H44ZM45 70V71H46ZM50 70H49V72H50ZM17 71V70H16ZM16 71H12L13 73L14 72H16ZM56 71H57V73H56ZM71 71V70H70ZM144 71V72H143ZM158 71L159 72H161V73H158ZM47 72H45L43 75V77H44V79L45 78H48L49 76H48V73ZM49 73V75L50 74H52V73ZM91 72V73H90ZM112 72H113V74H112ZM111 72V74L112 75H110V82H112V81H115L116 79H117V77H118V70H116V69H114L113 71ZM143 72V73H142ZM164 72V73H163ZM76 73V74H77ZM96 73V71L93 73V74H95ZM137 73V72H136ZM162 73H163V75H162ZM59 74H61V76L59 75ZM145 75L143 76V78H144V80L145 79H147V78H145ZM160 75H161V77H160ZM180 75H178V77L180 76ZM224 75V76H223ZM157 76V77H156ZM168 76V75H167ZM159 77V79H157ZM165 77H166V75H165ZM199 77H201V79H202V81H200V83L198 82V78ZM209 77L211 78V79H213L212 78V76L211 75H209ZM156 78V79H155ZM41 79V78H40ZM92 77L90 78V79H87L86 78V80L84 81V82H87L88 80H90L92 83H93V81H92ZM95 79V78H94ZM161 79V80H160ZM49 80V79H48ZM159 80V81H158ZM147 81L149 82V80L147 79ZM151 81H150V83H151ZM152 81V82H153ZM35 82H36V80H35ZM155 82V81H154ZM160 82V83H159ZM164 82H166V81H164ZM190 82H192V83H190ZM225 82V83H224ZM77 83V82H76ZM80 83V84H79ZM83 84H85L86 85V83H83ZM88 84V83H87ZM149 84V83H148ZM147 84V82H145L144 83V85H143V87L145 86V85H148ZM166 84H168V82H166ZM189 84V85H188ZM220 85H222V86H220ZM100 86H102L103 88H105V86H103L102 84H100V85H94L93 84V86H92V88L95 90V89H97V88H99ZM188 86V87H187ZM192 87V88H191ZM218 89V91L219 92H213V90L214 89ZM189 89V90H190ZM245 89L249 92V94L247 93V91H245ZM256 89V88H255ZM190 90V91H191ZM242 91H245V92H242ZM80 94H82V93H80ZM67 97V96H66ZM60 98V105H66L67 104V100L66 99H64V98H62V97H59ZM174 103V101L173 102H171V104H173ZM233 120H235V119H233ZM240 120H243V119H240ZM246 120H253V121H251V122H248V123H244V124H251L253 127H251L250 128V130H249V132L251 133V134H249V138H253L254 139V135L255 136H257V139H258V136H260L261 135V133L263 132V137H264V118L263 117H260V116H254L253 118H251V119H246ZM204 123H206V122H204ZM231 123H233V121H227L225 124H231ZM240 124H243V123H240ZM150 126H152V125H150ZM146 127H148V126H146ZM4 129H8L9 131L11 130V131H15V132H17V133H20V134H24V135H30V134H35L36 132H30V133H24V132H21V131H19V129H16V128H14V129H12V128H0V130H4ZM149 130V129H148ZM225 130H222L221 132H224ZM228 132H230L231 134H233V135H237L238 137H245V132H243L242 130H241V128L240 127H236V128H230L229 130H227ZM243 132V133H242ZM242 133V134H241ZM263 147H264V145H263ZM264 149V148H263ZM264 151V150H263ZM260 154H262V153H260ZM259 209H260V211L258 210V209H256V210H254V212L256 213V215L258 216V218H259V222H260V264H264V199H261V206L259 207ZM27 228L29 229V230H31V231H33V232H35L34 231V228H33V222H32V220L30 219V217L29 216H24V215H20L19 213H17V212H15L14 211V209L10 206V204L8 203V201L6 200V198L4 197V195L1 193V191H0V254L2 255H4L5 257L2 259V260H0L1 262H0V264H47V262L45 261V257H44V255H46V253H43L42 251H40L39 249H38V247H36L37 245H35V242H34V240H33V238L30 236V234L28 233V230H27ZM50 251H51V257H52V259H50V258H48V259H50V261L51 262H49V260L48 259H46V260H48V264H63L64 263V261H65V257L63 256V255H59V254H57L54 250H51V249H49ZM44 259V260H43Z\"/></svg>","mask_w":264,"mask_h":264}]
</instances>
